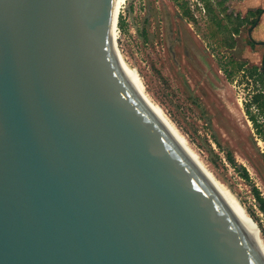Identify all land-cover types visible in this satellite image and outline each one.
I'll use <instances>...</instances> for the list:
<instances>
[{
    "label": "water",
    "instance_id": "95a60500",
    "mask_svg": "<svg viewBox=\"0 0 264 264\" xmlns=\"http://www.w3.org/2000/svg\"><path fill=\"white\" fill-rule=\"evenodd\" d=\"M112 2L0 0V264H264L128 80Z\"/></svg>",
    "mask_w": 264,
    "mask_h": 264
},
{
    "label": "rangeland",
    "instance_id": "374dc122",
    "mask_svg": "<svg viewBox=\"0 0 264 264\" xmlns=\"http://www.w3.org/2000/svg\"><path fill=\"white\" fill-rule=\"evenodd\" d=\"M121 7L118 52L201 160L238 198L264 239V212L253 189L264 197V130L256 133L245 112V103L260 88L250 71L262 66L263 56L250 45L253 24L235 34L232 21L252 18L248 10L264 8V0H122ZM186 10L192 21L183 15ZM257 35L264 37V18L253 31ZM250 108L264 124L263 111ZM230 154L247 169L249 180Z\"/></svg>",
    "mask_w": 264,
    "mask_h": 264
},
{
    "label": "bare ground",
    "instance_id": "6f19581e",
    "mask_svg": "<svg viewBox=\"0 0 264 264\" xmlns=\"http://www.w3.org/2000/svg\"><path fill=\"white\" fill-rule=\"evenodd\" d=\"M122 0H113L112 2V19L110 23V43L113 48V52L116 51L117 38H118V16L119 11L121 10ZM120 58V63L122 64V68L124 73L126 74L128 80L132 84L135 91L141 97V99L146 103V105L153 112L155 117L162 122V124L167 128V130L171 133L174 139L180 144V146L186 151V153L190 156V158L194 161L199 170L204 174V176L209 180L210 184L214 187V189L220 194V196L224 199L226 204L230 207V209L234 212L235 216L238 220L243 224L246 228L247 232L250 233L254 240L256 241L257 246L260 251L264 255V239L258 230L255 222L249 216L245 207L241 204L238 198L234 195V193L221 181L219 180L214 173L206 166L205 162H203V158L201 160L199 153H197L192 147L191 143L187 140V138L183 135V133L178 129L175 123L169 118L170 116L166 114L160 104H158L148 93L142 79L138 75V73L130 67L122 56H117ZM209 166V165H208Z\"/></svg>",
    "mask_w": 264,
    "mask_h": 264
},
{
    "label": "trees",
    "instance_id": "16d2710c",
    "mask_svg": "<svg viewBox=\"0 0 264 264\" xmlns=\"http://www.w3.org/2000/svg\"><path fill=\"white\" fill-rule=\"evenodd\" d=\"M206 8L208 9V12L211 13L212 8L208 2H206ZM263 13H264V8H257L255 11L249 12V14H252V15L256 14L257 16H261ZM183 15L186 16L187 18H189L190 21L193 20V16L188 10L184 11ZM230 17L232 18V16H230ZM232 21L235 23V26L233 28V32L235 34H239L240 28L245 23L248 22V17H241V16L239 17L238 16L234 20L232 18ZM119 25H120V28L123 27L121 24H119ZM251 43L254 44V42H251ZM235 44H236V41L233 39L228 45L231 48H233L235 46ZM240 67H241L242 71H245V69H244L245 64L244 63H241ZM250 75L254 78V82L256 84H260V88L254 94V96H252V100L250 102L245 103V112H246V114H248V117L253 122L256 133L261 134L264 130L263 129L264 124H261L259 122L256 115L253 114V112L251 111L250 107L252 105H256L258 109H261L263 111V115H264V68L259 67V66H253L251 68ZM263 140H264V138H263ZM229 159L234 164V166L242 173V175L246 179L249 180L250 176H249V172L247 171V169L244 166H242L241 164H238L232 154L229 155ZM253 189L255 191V195H256L257 200L259 202L260 208L264 212V197L261 195L260 191L255 186Z\"/></svg>",
    "mask_w": 264,
    "mask_h": 264
},
{
    "label": "flooded vegetation",
    "instance_id": "af4514ba",
    "mask_svg": "<svg viewBox=\"0 0 264 264\" xmlns=\"http://www.w3.org/2000/svg\"><path fill=\"white\" fill-rule=\"evenodd\" d=\"M256 9H252V10H248V13L250 12V11H255ZM250 15H252V14H250ZM253 17L252 18H248V22L247 23H251V24H253V27L252 28H250L249 29V33L251 34L250 35V45L253 47L254 45H258V44H260V43H264V42H260V41H258L257 39H255V37L253 36V31L255 30V28L257 27V25L259 24V21H260V17L261 16H257L256 14H253L252 15ZM242 17H248V16H242ZM247 23H245V24H247ZM244 24V25H245ZM243 25V26H244ZM240 33V32H239ZM251 42H254V44H252ZM257 47V46H256ZM263 61H264V55H263ZM261 67H263V65L261 66Z\"/></svg>",
    "mask_w": 264,
    "mask_h": 264
},
{
    "label": "crops",
    "instance_id": "0c3cea01",
    "mask_svg": "<svg viewBox=\"0 0 264 264\" xmlns=\"http://www.w3.org/2000/svg\"><path fill=\"white\" fill-rule=\"evenodd\" d=\"M263 18H264V13L261 15V17H260V21H259V24L257 25L256 28H258V27L260 26V24H261ZM256 28H255V29H256ZM254 37H255V36H254ZM255 39H257V40L260 41V42H264V37H263V36H258V35H257V38H255ZM256 46H257L258 50L262 53V56H263V55H264V43H260V44H258V45H256Z\"/></svg>",
    "mask_w": 264,
    "mask_h": 264
}]
</instances>
